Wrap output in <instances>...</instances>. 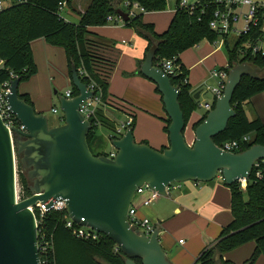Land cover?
Segmentation results:
<instances>
[{
    "label": "water",
    "instance_id": "1",
    "mask_svg": "<svg viewBox=\"0 0 264 264\" xmlns=\"http://www.w3.org/2000/svg\"><path fill=\"white\" fill-rule=\"evenodd\" d=\"M123 22L129 14L116 10ZM157 45L145 55L140 73L160 94L170 121L168 146L156 150L135 142L132 128L110 141L115 157L94 155L87 136L91 123L79 112L93 92L71 67V82L77 95L58 97L63 123L50 127L48 118L21 99L18 79L10 82L6 103L20 128L8 129L0 117V264H40L37 224L29 207L42 203L45 210L64 200L65 213L75 224L89 228L112 241L124 256V264H170L160 245L158 230L148 237L128 223V210L135 191L147 186L160 197L166 189L186 182L209 183L220 177L226 186L245 184L253 167L264 162V147L253 145L241 153L220 150L213 138L223 133L235 117L231 99L243 77L258 79L261 70L239 64L228 72L222 95L204 121L194 129L188 144L185 122L178 102L179 90L153 66ZM53 94L56 96L57 92ZM199 92L194 99L198 100ZM17 164L26 171L30 196L16 201Z\"/></svg>",
    "mask_w": 264,
    "mask_h": 264
},
{
    "label": "trees",
    "instance_id": "2",
    "mask_svg": "<svg viewBox=\"0 0 264 264\" xmlns=\"http://www.w3.org/2000/svg\"><path fill=\"white\" fill-rule=\"evenodd\" d=\"M3 1L8 2L9 5L0 11V84L15 79L22 84L36 75L37 68L31 43L43 39L50 46L64 50L71 96L77 95L71 82L70 69L74 66L80 81L86 86L94 83L95 91L102 100L106 96L107 81L114 62L103 55L102 49L105 46L91 29L111 24L107 18L118 17L116 10H123L125 4H135L144 13L161 12L165 7V0H91L85 11L79 14V23L73 24L60 14V5L64 3L65 7L72 9V0ZM178 1L176 0L177 3ZM210 14L212 13L201 15L199 10L190 14L184 9H176L168 28L161 34L156 33L151 24L143 22V13L130 15L129 20L123 22V26L131 27L147 41L145 55L152 44L157 45L153 59L154 67L160 70L161 61L174 60L177 69L174 74L168 75V78L172 86L180 92L178 102L185 127L196 108L194 99L196 92L191 91L188 70L181 64L179 56L204 40L213 43L218 39L219 36L208 26L211 20ZM259 35H262V31L254 33L255 37ZM244 39H238L231 49L227 48V67L230 70L236 65L248 64L261 70V73L258 79L248 77L241 79L231 99L235 117L229 120L223 133L213 138V142L219 146L223 142L239 141L248 136L250 142L234 153L244 152L253 145L264 147V122L258 118L249 120L244 110V106L252 97L264 93V53L240 58L239 48ZM224 43L226 44V40ZM144 58L137 62L135 73L129 76H142L140 68ZM79 71H83L85 76H81ZM155 91L159 94L157 88ZM21 99L32 105L28 95H22ZM214 102L215 99L211 110ZM207 113H204L203 117L193 125V130L204 121ZM62 122L63 119L61 124ZM91 122L93 127L87 136V142L93 153L91 147L96 140L98 127L95 123L100 124L96 113L95 119ZM169 123L167 119L166 132ZM17 185L21 198L30 196L31 183L27 179L26 171L19 164H17ZM227 187L230 190L231 221L221 229L218 238L203 249L194 264H231L224 260V256L248 243H254L255 249L243 264H254L259 256L264 257V162H258L253 167L244 190L240 183ZM65 216V212L50 211L41 219L39 229L44 231L51 242L50 264H124L125 258L121 251L104 235H99L100 238L96 242L83 241L72 236L65 228ZM135 263L140 264V261L135 260Z\"/></svg>",
    "mask_w": 264,
    "mask_h": 264
},
{
    "label": "crops",
    "instance_id": "3",
    "mask_svg": "<svg viewBox=\"0 0 264 264\" xmlns=\"http://www.w3.org/2000/svg\"><path fill=\"white\" fill-rule=\"evenodd\" d=\"M88 4L89 2L82 4L72 0V9L64 7L70 11L63 18L68 22L78 21L76 23L78 24L80 21L79 14L85 11ZM174 13L175 8L172 17ZM146 14L153 13H143V15ZM144 20L147 24H151L158 34L166 31L170 24H167V20L160 22L157 18L145 17ZM73 24L75 23L73 22ZM124 29L123 25H115V23L91 29L97 36L115 40L111 44L103 43L105 47H103L102 53L114 62V66L107 81L106 96L96 106V114L100 120L98 127L109 130L107 135L109 136L114 129H110L109 123L115 115H123V119H120L118 123L124 122L126 117L131 116L134 123L132 130L135 142L147 143L156 150H162L168 146V136L165 131L167 116L161 97L156 93V87L152 82L137 75L129 76L135 73L137 62L143 60L147 42L134 32ZM201 46L200 43L190 49L195 50L193 53H187V50L179 56L181 64L188 70V82L191 91L199 92V97L201 91L199 87H196L201 82L196 84L198 80L196 77L200 75L198 70L201 68V63L209 56L201 57ZM31 51L37 73L28 82L35 85V90L38 93L34 97L33 93L27 89L21 91L18 89V91L22 95L29 96L36 112L42 114V109H46L45 106L48 105L47 110L49 109L51 113L52 108H59L58 103L56 104L50 95L51 87L56 85L65 86L68 90L71 89L64 50L50 46L43 39H39L31 43ZM222 65L221 68L227 66V60H224ZM246 105H250L254 111L252 116L254 118L252 119L258 118L264 122V93L255 95ZM129 111H133V113ZM203 115L191 114L185 130L187 132L192 131L193 125ZM59 125H61V120L58 116L56 123L50 127ZM184 135L188 144L193 142V133H185ZM100 144V139L97 136L91 147L93 153H102L100 152ZM112 152L114 149L110 145V150L103 152V154L107 155ZM141 202L140 197L136 201L137 216L147 219L158 230L160 245L170 264H194L203 249L218 238L221 229L232 218L230 190L220 177L209 183H182L179 185V189L171 191L167 198H159L147 207H144ZM179 241L183 242L179 243ZM254 249V243L245 244L227 253L224 260L231 264H243L251 256ZM257 262L264 264L261 256L257 258Z\"/></svg>",
    "mask_w": 264,
    "mask_h": 264
},
{
    "label": "built area",
    "instance_id": "4",
    "mask_svg": "<svg viewBox=\"0 0 264 264\" xmlns=\"http://www.w3.org/2000/svg\"><path fill=\"white\" fill-rule=\"evenodd\" d=\"M167 1V0H165ZM176 2V0H175ZM5 7V3L3 0H0V11ZM65 7V4L60 5V12ZM126 13L129 16H132V10H138L140 13H144L142 9H140L135 4H125ZM184 9L187 13H193L196 10H199L201 15L205 13L210 14L211 20L208 24L209 29L216 33L219 37L225 38L229 34L233 33L236 35L237 40L245 38L239 48V57L244 58L248 55H255L258 53H264V45L260 44V39H262L263 35L254 36L256 31H262V26L264 25V3H258L253 0H179L178 3H175L176 9ZM107 21L112 23H116L123 25L122 19L118 16L116 18L108 17ZM236 40V41H237ZM216 44V42H214ZM162 69H160L167 77L168 75H172L175 72L174 60H164L161 61ZM229 69L227 66L224 68L214 70L210 73V78L216 80L217 84L215 87H207V90L211 92L213 98L216 100L219 98L224 90L227 77H228ZM81 76H85L83 71H79ZM16 78V77H15ZM13 78V79H15ZM10 82H5L0 84V117L4 121L5 126L10 129L12 127L20 128L22 127L15 119V117L10 113L9 108L6 103V95L9 93ZM88 90L93 92L92 98L83 102L80 105L79 112L80 114L88 120L91 125L93 124L91 121L95 119L96 106L100 104L101 97L98 93H96V85L91 83L87 86ZM66 99H72L70 90L66 91L63 95ZM212 105V104H211ZM211 105L202 104L200 107L205 110V113L211 111ZM51 113L53 115L59 116L60 120L63 119V115L60 112L59 108H52ZM133 123V118L131 116L126 117L124 122H120L116 125L112 133L108 136V141H112L120 138L125 131L130 128ZM95 125L98 126L96 122ZM93 127V125H92ZM250 142V138L248 136L243 137L239 141H227L221 143L217 146L220 150L228 153H234L238 151L243 145ZM116 151L105 155L109 159H113L115 157ZM241 184V183H240ZM180 184H172L169 188L166 189L167 194L171 191H175L179 189ZM246 187L245 184H241V188L244 190ZM142 199V205L144 207L149 206L151 203L160 198V196L150 190L147 186H143L142 188H138L135 191V196L132 204L128 210V223L130 227L134 230L142 232L146 236H150L153 231L156 229L147 219H142L137 216V209L134 206L135 201L140 198ZM21 198L19 195V187H17L16 201H22L27 199ZM65 203L64 200H58L53 202V206L48 210H45L44 205L42 203H37L35 206L29 207V211H31L35 217V221L37 224V246L39 249V259L40 264H50V250H51V242L49 237L46 236L44 231L39 229L41 224L42 217L50 212H65ZM65 228L70 231L72 236L76 239L96 242L102 234L96 233L89 228L81 227L75 224L69 217L65 216ZM183 241H179L182 243Z\"/></svg>",
    "mask_w": 264,
    "mask_h": 264
},
{
    "label": "rangeland",
    "instance_id": "5",
    "mask_svg": "<svg viewBox=\"0 0 264 264\" xmlns=\"http://www.w3.org/2000/svg\"><path fill=\"white\" fill-rule=\"evenodd\" d=\"M77 1L81 2L82 4H84L86 2H90V0H76V2ZM253 1L258 2V3H264V0H253ZM7 5H9L8 2L5 3V6H7ZM122 8H123V10L122 9H120V10L126 11L125 7H122ZM174 8H175V0H167V1H165V7H164L163 11L156 12L153 14L143 15V22L146 23L144 20V18L146 17V18H155V19L157 18L160 22L163 20H167V22H168L167 24H169L170 20L172 18V13H173ZM69 11H70L69 9L63 8V10L60 12V14L62 17H64L65 15H67L69 13ZM139 13L140 12L138 10H132V16L138 15ZM73 22L76 24L78 21H71V23H73ZM118 27H122V26H118ZM123 27H125V26H123ZM124 30L132 31L137 36H139V34H137V32L134 29H132L131 27H125ZM262 35L263 36H262V39H260V42H261L260 44L264 45V25L262 26ZM97 37L104 44H111L112 41L115 42L114 39H109V38L106 39V38H103L100 36H97ZM139 37L141 38V36H139ZM224 40H226V44L224 43ZM236 40H237L236 35L231 33L228 36H226L225 38L218 37V39L215 41L216 44L214 42L211 43L207 40H204L201 42V45H202L201 46V48H202L201 49V57H204L206 55H209V56L205 59L204 62L201 63V65H200L201 68H199V70H198L200 75L196 77V78H198V80L196 81L197 82L196 84H198L200 82H201V84L198 85L196 88H198V87L200 88L201 94H200L199 99L196 100V103H195L196 108L192 114L201 116L202 114H204L205 110L202 109L200 107V105H202L203 103H207L210 105L214 101V98H213L211 92L207 90V87H215L217 82H216V80L210 78V73L214 70H218V69H221V67H223L222 64H223L224 60H227V48L231 49L234 46V43L236 42ZM193 51H195V50L189 49L187 53H193ZM219 61H221V62L219 63ZM139 77H142V76H139ZM142 79L149 81L145 77H142ZM18 89L20 91L27 89L29 92L33 93L34 97H36L37 93H38L37 90H35V85L33 83L31 84L30 82L22 83ZM67 90L68 89L65 86L63 87V86H56L55 85V86L51 87L49 92H50V95L53 98L54 102H56V104H57L58 103V101H57L58 97L63 96V94ZM54 91L57 92L56 96L53 95ZM41 100L44 101V99H41ZM38 105H39V103H38ZM45 108L46 109H42L43 110L42 114L48 118L49 125L53 126L56 123V119L58 116L51 114L49 112V109L47 110L48 105H46ZM244 109H245V112L247 114L246 116L249 120L254 118V117H252L254 114V111L250 105L249 106L246 105L244 107ZM126 110L128 112L127 108H126ZM129 112L133 113V111H129ZM120 119H123V115H120V114L115 115L114 119H112V121L109 123L110 129L115 128ZM108 132H109V130H107L106 128H102L100 126L96 129L97 136L99 137L100 142H101L100 152H102V153L110 150V143L107 139ZM185 133H194V130L192 129V131H189V132H187L185 130L184 134ZM189 144H191V142ZM17 187H18V185H17ZM160 199H163V198L160 197ZM136 201L134 203L135 207L137 206ZM230 252H232V251H230ZM261 259L264 263V257L263 256H261ZM254 264H258L257 260Z\"/></svg>",
    "mask_w": 264,
    "mask_h": 264
}]
</instances>
